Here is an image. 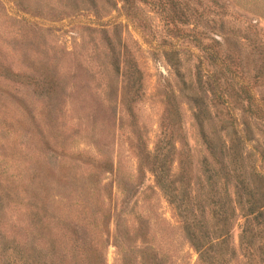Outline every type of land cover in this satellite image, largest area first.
Listing matches in <instances>:
<instances>
[{
	"label": "trees",
	"instance_id": "trees-1",
	"mask_svg": "<svg viewBox=\"0 0 264 264\" xmlns=\"http://www.w3.org/2000/svg\"><path fill=\"white\" fill-rule=\"evenodd\" d=\"M73 1L74 7L93 15L86 28L98 32L104 88L118 93L129 125L127 147L134 157V170L125 177L121 201L137 191L148 171L174 208L201 264H264V96H256L252 88L256 79L264 83V50L257 49L260 60L254 74L245 67L240 78L228 80L231 63L242 70L237 65L240 59L224 50L236 32L226 29H237L224 23V2L192 0L189 7L191 0L164 1L169 9L168 40L161 39L157 46L177 78L176 93L190 101L205 149L193 168L173 89L165 91L170 108L149 145L137 125L141 72L121 37L119 22L101 20L98 9H113L117 3L125 17L139 19L136 0ZM204 11L211 13L210 19H205ZM53 13L54 20L63 17V12ZM238 31L239 39L248 42L253 37L254 30ZM181 39L201 51L196 54L192 79H185L180 70ZM47 61L51 60L40 62L41 71L33 83L45 101L36 117L18 90L27 75L0 56V133L5 136L0 135V264H105L103 250L109 236L121 264H164V255L156 250L144 246L128 253L122 247L121 241L142 240L143 230L130 234L117 221V232H108L112 186L122 179L118 161L108 154L107 143L96 139L91 140L95 154L70 147L73 140L67 138L76 130L64 134V125L58 121L62 108L50 104L58 95L59 76ZM229 97L234 104L226 102ZM236 110L238 115L233 114ZM22 115L31 124L21 126L17 118ZM10 209H15V216ZM5 212L8 216L3 218ZM235 222L236 243L231 235Z\"/></svg>",
	"mask_w": 264,
	"mask_h": 264
},
{
	"label": "rangeland",
	"instance_id": "rangeland-1",
	"mask_svg": "<svg viewBox=\"0 0 264 264\" xmlns=\"http://www.w3.org/2000/svg\"><path fill=\"white\" fill-rule=\"evenodd\" d=\"M164 1L136 0L134 7L139 12V19L125 17L119 3L113 9L107 7L105 11L101 8L98 10L102 14V21L119 22L121 37L131 50L141 72V96L136 104L137 125L147 136L149 145L159 133L161 118L170 108L165 91L173 89L181 133L191 157L192 167L196 168L205 149L191 116V104L183 94L176 93L177 78L157 46L161 39L168 40L165 31L169 28L166 20L169 9L164 5ZM221 1L226 8L223 19L225 25L237 27L235 30L226 29L228 32H236L235 36L225 43L224 50L240 59L237 65L241 66L242 70L238 71L234 68L235 64L231 63L232 71L226 73V78H240L245 67L248 68V74L252 75L260 60L257 49L264 50V0ZM73 2L0 0V56L9 62L13 69H19L27 75L23 77V83L19 85L18 90L28 108L34 110L36 117H39L37 112L45 101L41 100L40 91L33 83L41 71L40 62L51 60L47 61V64L49 69L59 76V90L57 97L50 100V104L62 108L58 121L64 125V134H69L72 128L76 130L67 138L68 141L73 140L70 147L88 155L95 154L91 140L96 139L100 144L107 143L105 146L108 154L117 159L118 173L122 177L119 183H113L112 186L109 201L112 211L107 224L108 232L112 235L117 232V221L118 226L125 228L130 234L138 230L144 231V237L140 241L137 237L128 243L121 241L126 252L145 246L164 255V264H201L182 232L174 208L165 200L148 171L144 172L137 191L124 203L121 201V187L125 186V177L134 170V157L127 147L129 125L122 105L118 102V93L110 94L104 88L105 77L99 62L101 43L98 32L86 28L89 18H93V15L90 11L77 9ZM192 5L191 0L189 7ZM55 11L59 14L63 12L60 20L52 19L54 17L51 14ZM177 13L176 8L175 14ZM204 14L205 19L211 18L210 12L204 11ZM202 23L206 24L204 20ZM247 26L250 27L246 29ZM238 29L254 30L251 33L253 37L248 42L239 39L236 37ZM234 40H237L236 43H232ZM180 46V70L185 79H192L197 61L196 54L201 51L186 39H181ZM252 86L256 96H264V83L260 84L256 79ZM226 102L234 104L231 97ZM233 114L238 115L239 111L236 110ZM17 121L21 126L31 124L23 115L18 117ZM92 126H95L94 130L91 129ZM259 126L262 127V124ZM254 133L260 138L257 130ZM0 135L4 136L2 131ZM9 168L14 171V166ZM106 201L107 199L103 201L105 206ZM10 213L15 216V209H10ZM6 216L8 214L5 212L3 218ZM237 232L238 226L235 222L231 229L234 243ZM103 252L105 264H121L119 251L117 252V247L111 242V236Z\"/></svg>",
	"mask_w": 264,
	"mask_h": 264
}]
</instances>
